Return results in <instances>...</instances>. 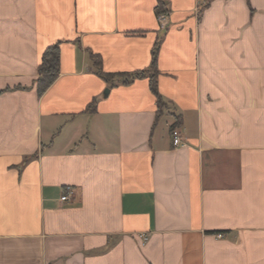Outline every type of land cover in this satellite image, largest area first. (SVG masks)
<instances>
[{"label":"crops","instance_id":"crops-1","mask_svg":"<svg viewBox=\"0 0 264 264\" xmlns=\"http://www.w3.org/2000/svg\"><path fill=\"white\" fill-rule=\"evenodd\" d=\"M0 264H264V0H0Z\"/></svg>","mask_w":264,"mask_h":264},{"label":"trees","instance_id":"trees-1","mask_svg":"<svg viewBox=\"0 0 264 264\" xmlns=\"http://www.w3.org/2000/svg\"><path fill=\"white\" fill-rule=\"evenodd\" d=\"M162 10L157 7L156 13H160ZM152 73L149 74H144V73H135V76H142V77H147L149 80V87L151 92L154 94L157 107L158 109H161L162 106V98L161 95L159 94L156 86V75H157V70L155 68V51L152 53ZM58 63H59V47L58 44H51L45 50L43 51L41 55V61L38 65L37 72L38 76L36 79L37 82V93L42 94L47 87L56 79L58 76ZM99 72V71H98ZM100 75L105 78L106 80L110 81V77H106L102 72H99ZM94 102L91 101L90 103L87 104L86 109L92 108ZM176 125H172V127H175Z\"/></svg>","mask_w":264,"mask_h":264},{"label":"built area","instance_id":"built-area-1","mask_svg":"<svg viewBox=\"0 0 264 264\" xmlns=\"http://www.w3.org/2000/svg\"><path fill=\"white\" fill-rule=\"evenodd\" d=\"M157 22H158L160 29H165L169 22L168 13L167 12L158 13ZM170 137H171V144L174 147H178L183 144L182 134H181L180 129L177 126L171 128ZM72 191L73 189L70 186L66 187L65 193L61 195L60 200L62 201L67 200L69 196L71 195Z\"/></svg>","mask_w":264,"mask_h":264}]
</instances>
